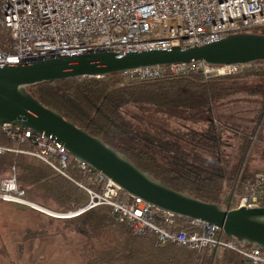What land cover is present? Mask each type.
I'll list each match as a JSON object with an SVG mask.
<instances>
[{"label": "trees", "instance_id": "trees-1", "mask_svg": "<svg viewBox=\"0 0 264 264\" xmlns=\"http://www.w3.org/2000/svg\"><path fill=\"white\" fill-rule=\"evenodd\" d=\"M251 31L264 33V27ZM251 79L264 87V61L211 78L192 73L127 81L121 73H114L44 82L27 87V91L168 187L222 204L225 190L238 191L243 183L264 171V167L251 169L249 160L254 143L263 139L261 133L255 134L253 128H234L217 116L220 107L238 95L264 96V90L244 88ZM128 105L183 109L188 115L206 112L211 119L199 130L178 138L162 137L129 118V110L128 114L123 111ZM229 136L234 138L236 158L224 154ZM184 141L187 148L182 145ZM2 143L9 144L5 139ZM12 167L28 197L51 210H72L88 200L87 193L73 181L34 157L0 154V178ZM53 220L62 221L85 237L81 264H246L236 250L228 247L202 254L172 243L157 247L151 235L138 237L125 224L117 223L106 206L94 207L71 219ZM49 227L48 222L40 220L35 228L23 230V238L43 244L51 233Z\"/></svg>", "mask_w": 264, "mask_h": 264}, {"label": "built area", "instance_id": "built-area-1", "mask_svg": "<svg viewBox=\"0 0 264 264\" xmlns=\"http://www.w3.org/2000/svg\"><path fill=\"white\" fill-rule=\"evenodd\" d=\"M264 27V0H0V67L49 56L64 57L93 48L126 52L175 45H201L235 32ZM245 66V65H244ZM241 65L182 62L122 72L125 80L145 81L192 73L204 78L236 73ZM9 144H3L2 140ZM34 157L83 189L88 200L68 211H54L30 199L15 168L0 178V202L14 203L53 219H71L98 206L138 237L151 235L157 247L175 244L202 254L223 247L246 264H264L263 250L240 246L206 221L181 217L140 197L76 160L45 130L0 126V154ZM232 207L264 206V171L242 184Z\"/></svg>", "mask_w": 264, "mask_h": 264}, {"label": "water", "instance_id": "water-1", "mask_svg": "<svg viewBox=\"0 0 264 264\" xmlns=\"http://www.w3.org/2000/svg\"><path fill=\"white\" fill-rule=\"evenodd\" d=\"M203 61L210 66L250 65L264 61V33L241 31L218 41L169 48L116 52L108 48L64 57L49 56L0 67V126L22 125L46 131L72 157L111 179L130 196L181 217L217 226L240 246L264 250V206L225 207L168 187L135 166L126 155L89 134L57 111L44 106L27 87L76 77H101L140 68Z\"/></svg>", "mask_w": 264, "mask_h": 264}, {"label": "rangeland", "instance_id": "rangeland-1", "mask_svg": "<svg viewBox=\"0 0 264 264\" xmlns=\"http://www.w3.org/2000/svg\"><path fill=\"white\" fill-rule=\"evenodd\" d=\"M256 83L257 80L251 79L244 83V88L250 89ZM227 101L220 107L217 116L234 128H253L255 134L259 131L264 138V96L243 94ZM123 111L126 114L129 112V118L157 135L172 138H178L190 130H199L211 119V115L206 112L188 115L183 109H156L142 105H128ZM232 139L231 136L227 139L229 148L224 150V154L236 158ZM182 145L186 148L189 146L185 141ZM249 160L251 169L264 167V142L254 143ZM235 193V189L225 190L222 205L232 207ZM38 217L41 219L37 220ZM40 220L50 225L51 233L47 241L43 244L36 239L25 241L23 230L27 227L35 228ZM85 243L82 234L65 227L60 220L43 217L18 204L0 202V264H81Z\"/></svg>", "mask_w": 264, "mask_h": 264}, {"label": "crops", "instance_id": "crops-1", "mask_svg": "<svg viewBox=\"0 0 264 264\" xmlns=\"http://www.w3.org/2000/svg\"><path fill=\"white\" fill-rule=\"evenodd\" d=\"M254 90L255 92H261L264 90V87L260 83H256L255 86H251L250 89ZM263 138V136H262ZM261 142H264V138L261 140ZM37 216V215H36ZM37 220L41 219L40 217L36 218Z\"/></svg>", "mask_w": 264, "mask_h": 264}]
</instances>
